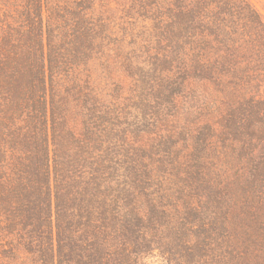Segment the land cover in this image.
Segmentation results:
<instances>
[{"label": "trees", "instance_id": "1", "mask_svg": "<svg viewBox=\"0 0 264 264\" xmlns=\"http://www.w3.org/2000/svg\"><path fill=\"white\" fill-rule=\"evenodd\" d=\"M40 1L56 264H136L138 239L158 227L167 229L160 217L171 216L181 203L166 186L169 173L155 169L162 161L156 158L169 155L177 144L166 132L157 133L154 144L143 142L140 133L154 134L147 128L155 125L151 118L177 108L185 89L195 87L193 95L204 110H229L234 91L264 81V22L250 0ZM29 4L0 0V264L40 261ZM132 33L139 38L133 41L136 45L154 52L144 61L131 58L126 64L124 42ZM94 64L101 70V88L92 76ZM138 66L142 73L147 70L149 81L128 74ZM124 77L129 87H124ZM208 86L212 92L206 91ZM260 144L253 145L248 175L236 185L241 194L235 223L238 264H245L247 251L255 252L252 264H264ZM185 147L191 151L190 145ZM140 195L148 203L145 208Z\"/></svg>", "mask_w": 264, "mask_h": 264}, {"label": "rangeland", "instance_id": "2", "mask_svg": "<svg viewBox=\"0 0 264 264\" xmlns=\"http://www.w3.org/2000/svg\"><path fill=\"white\" fill-rule=\"evenodd\" d=\"M250 1L264 22V0ZM29 6L32 158L37 188L39 264H56L53 146L45 64L44 15L40 0H30ZM127 36L123 51V55L128 58L124 59L126 64L131 58L144 61L153 55L154 50L150 47L143 48L133 42L139 39L137 35ZM139 68L141 66L129 68L128 74L149 81L147 70L143 74ZM91 70L95 83L101 88L103 79L100 78L99 66L94 64ZM123 80L124 87H129V79L124 77ZM143 86L144 83L141 84ZM176 87L180 88L178 85ZM207 88L206 91L212 92L210 86ZM199 89L205 90V87ZM194 91L195 87L185 89L176 102L177 108L162 110L156 118V113L153 115L154 119L151 120L155 125L147 128L153 130L154 134L140 133L145 138L143 142L154 144L156 141L153 139H158L157 133L166 132L177 144L169 155L156 158L162 161L155 163V169L158 174L169 173L170 181H167L166 186L173 195L181 198V203L171 211V216L160 217V222L168 224L167 229L158 227L157 230H151L145 239H138L140 244L136 246L139 252L136 264H238L240 251L235 223L239 220L237 195L239 197L241 194L236 185L248 175L253 145L256 141L264 145V81L259 80L248 89L234 91L229 110H204L200 106V98L193 95ZM123 94L128 95L126 91ZM154 94L159 95V92ZM196 129H199L200 134ZM159 141L162 142V138ZM186 144L190 145L191 151L186 152ZM156 149L158 147L151 150ZM143 150L149 153L147 148ZM187 155L195 160L185 162L181 157ZM141 174L142 186H146L145 169ZM241 185H247V182H241ZM250 196L249 192L245 195L248 199ZM141 204L144 208L148 205L145 196L140 199ZM144 222L148 224L145 218ZM254 253L245 252V264H252Z\"/></svg>", "mask_w": 264, "mask_h": 264}]
</instances>
